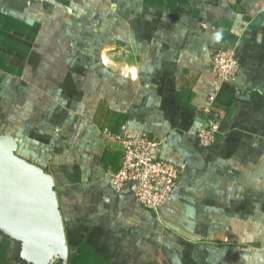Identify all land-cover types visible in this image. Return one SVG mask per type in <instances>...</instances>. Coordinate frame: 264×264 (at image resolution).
Instances as JSON below:
<instances>
[{
	"label": "crops",
	"instance_id": "0c3cea01",
	"mask_svg": "<svg viewBox=\"0 0 264 264\" xmlns=\"http://www.w3.org/2000/svg\"><path fill=\"white\" fill-rule=\"evenodd\" d=\"M207 118L220 132L202 145ZM122 124L183 165L158 212L108 182L103 129ZM2 132L53 174L65 264H264V0H0ZM14 253L0 234V264Z\"/></svg>",
	"mask_w": 264,
	"mask_h": 264
},
{
	"label": "water",
	"instance_id": "95a60500",
	"mask_svg": "<svg viewBox=\"0 0 264 264\" xmlns=\"http://www.w3.org/2000/svg\"><path fill=\"white\" fill-rule=\"evenodd\" d=\"M11 133H0V234L15 243L20 264L68 257L55 181L48 167L20 155Z\"/></svg>",
	"mask_w": 264,
	"mask_h": 264
},
{
	"label": "built area",
	"instance_id": "2783aa9c",
	"mask_svg": "<svg viewBox=\"0 0 264 264\" xmlns=\"http://www.w3.org/2000/svg\"><path fill=\"white\" fill-rule=\"evenodd\" d=\"M100 62L105 66L109 64L105 55L100 56ZM210 65L212 73L220 81L231 80L239 67L231 48H221L213 53ZM119 73L128 75L124 70ZM219 132V121L207 118L197 135L202 145H209ZM103 134L120 150L119 168L108 175L112 189L121 194L129 193L146 209L158 212L175 187L183 165L161 157V138L149 134L129 135L125 124L117 131L105 128Z\"/></svg>",
	"mask_w": 264,
	"mask_h": 264
},
{
	"label": "trees",
	"instance_id": "16d2710c",
	"mask_svg": "<svg viewBox=\"0 0 264 264\" xmlns=\"http://www.w3.org/2000/svg\"><path fill=\"white\" fill-rule=\"evenodd\" d=\"M108 155H109V153H106L104 156H103V160L104 161H106L107 159H108ZM110 156V155H109ZM106 163V162H105ZM114 168H115V166H114Z\"/></svg>",
	"mask_w": 264,
	"mask_h": 264
},
{
	"label": "rangeland",
	"instance_id": "374dc122",
	"mask_svg": "<svg viewBox=\"0 0 264 264\" xmlns=\"http://www.w3.org/2000/svg\"><path fill=\"white\" fill-rule=\"evenodd\" d=\"M53 260H54V261H56V260H57V258H56V257H54V258H53Z\"/></svg>",
	"mask_w": 264,
	"mask_h": 264
}]
</instances>
